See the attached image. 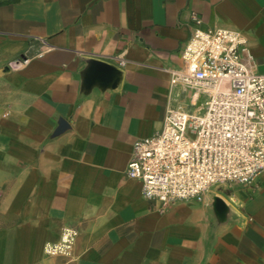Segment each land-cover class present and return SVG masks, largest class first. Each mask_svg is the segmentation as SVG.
<instances>
[{
  "label": "crops",
  "instance_id": "obj_1",
  "mask_svg": "<svg viewBox=\"0 0 264 264\" xmlns=\"http://www.w3.org/2000/svg\"><path fill=\"white\" fill-rule=\"evenodd\" d=\"M193 14L240 30L264 73V0H0V264H264V171L163 209L126 175L134 140L190 96L168 70ZM92 58L113 83L86 82ZM65 226L73 256L46 255Z\"/></svg>",
  "mask_w": 264,
  "mask_h": 264
},
{
  "label": "built area",
  "instance_id": "obj_2",
  "mask_svg": "<svg viewBox=\"0 0 264 264\" xmlns=\"http://www.w3.org/2000/svg\"><path fill=\"white\" fill-rule=\"evenodd\" d=\"M192 19L182 65L168 70L169 80L204 100L196 113L168 108L160 130L134 140L126 167L127 177L140 180L143 197L162 209L202 201L212 186L250 185L264 171V73L256 71L240 30L202 29L196 14ZM110 59L125 64L122 53ZM77 236L75 228L62 227L43 251L70 258Z\"/></svg>",
  "mask_w": 264,
  "mask_h": 264
},
{
  "label": "water",
  "instance_id": "obj_3",
  "mask_svg": "<svg viewBox=\"0 0 264 264\" xmlns=\"http://www.w3.org/2000/svg\"><path fill=\"white\" fill-rule=\"evenodd\" d=\"M117 73L118 68L114 64L101 59L92 58L89 59L86 82L89 84L97 79L105 84H110L114 82ZM213 205L218 211L224 209L222 201L216 196L213 198Z\"/></svg>",
  "mask_w": 264,
  "mask_h": 264
},
{
  "label": "rangeland",
  "instance_id": "obj_4",
  "mask_svg": "<svg viewBox=\"0 0 264 264\" xmlns=\"http://www.w3.org/2000/svg\"><path fill=\"white\" fill-rule=\"evenodd\" d=\"M201 101H203V97L198 99L196 102H192L190 96H185L182 99V106H180V108H182L184 111L189 112V113H196V108L200 104ZM222 188H226L225 185L212 186L211 190L215 191V190H220Z\"/></svg>",
  "mask_w": 264,
  "mask_h": 264
}]
</instances>
